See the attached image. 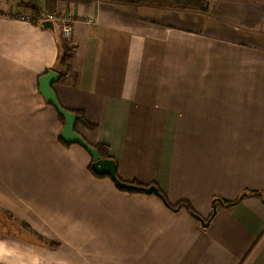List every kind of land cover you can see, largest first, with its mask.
Masks as SVG:
<instances>
[{"label":"crops","instance_id":"0c3cea01","mask_svg":"<svg viewBox=\"0 0 264 264\" xmlns=\"http://www.w3.org/2000/svg\"><path fill=\"white\" fill-rule=\"evenodd\" d=\"M208 1L0 0V264H264V0ZM23 5L72 19L59 104L97 126L78 132L121 180L165 201L64 142L39 86L63 23L36 26Z\"/></svg>","mask_w":264,"mask_h":264},{"label":"trees","instance_id":"16d2710c","mask_svg":"<svg viewBox=\"0 0 264 264\" xmlns=\"http://www.w3.org/2000/svg\"><path fill=\"white\" fill-rule=\"evenodd\" d=\"M110 2L114 3V4L128 5V6H134V7L156 4V5L174 7V8H179V9L197 10V11H200L202 13H207L209 10V1L208 0H110ZM22 7H24L25 9H27L30 12L31 18L28 21H30L32 24H34L36 26H42V23L44 21H46V16L42 15V13L37 8H35L31 5H23ZM57 42H58V49H59L58 50L57 63L55 64V66L53 67V70H51V71L57 73L59 75L58 81H61L65 78L66 75H68L72 72V69H73L72 63H73V59L75 56V47L70 40L66 39L63 36V34L57 33ZM51 71H49V72H51ZM49 72H47V74ZM65 110L72 113V114H75L78 117V120H77V123L75 126V132L76 133L79 134L78 128L80 126L86 128L88 130H91V131L97 129V126L90 124L85 119L84 115L81 112L69 111L67 109H65ZM59 118H60L61 122L63 123V125L65 126V124H66L65 120L61 116H59ZM81 137L89 146H91L95 151H97L99 153L101 159L113 160L112 156L110 155V150H109L108 146H106L105 144L91 145L85 140V138L82 135H81ZM90 169L93 172V174H95V172L92 169V164L90 166ZM95 175L97 177H102V178L105 177V176H98L97 174H95ZM119 180L123 183L138 186V187H146V188L151 187V186L156 187V185H154V184H150V185L146 186V185H142V184H138V183H128V182L121 180L120 178H119ZM157 190L159 191L158 188H157ZM122 191L127 192V190H122ZM128 192L136 193L135 191H128ZM255 195L258 196L259 198H264V195H262V194L255 193ZM158 196L161 197L165 201L163 194H161L159 192ZM168 206L174 211L180 210L182 208H186L189 212H191V213L193 212L191 206L188 203L181 202V203L174 205V206L168 204ZM55 246H58V245L55 244Z\"/></svg>","mask_w":264,"mask_h":264},{"label":"water","instance_id":"95a60500","mask_svg":"<svg viewBox=\"0 0 264 264\" xmlns=\"http://www.w3.org/2000/svg\"><path fill=\"white\" fill-rule=\"evenodd\" d=\"M42 26L46 29L55 30L54 22L52 21H44ZM59 75L53 71L49 72L47 75L43 76L39 80L40 93L46 99V101L55 108L59 116H61L65 120V126L62 130V138L67 144H78L83 147L90 154L92 158V169L98 176H107L109 177L115 185L121 190L127 191H135V192H143L146 194H159V191L156 187L151 186L148 188L138 187L130 184L123 183L119 180L117 176V165L113 160H104L101 159L99 153L95 151L91 146H89L83 138L75 132V126L78 120V117L75 114H72L66 111L59 104L55 92L52 88L53 84L58 82ZM220 204L224 205V203L218 200ZM216 205L214 206V212L212 217L216 214ZM197 220L201 223L203 227H208L210 221H205L203 218L193 214Z\"/></svg>","mask_w":264,"mask_h":264},{"label":"built area","instance_id":"2783aa9c","mask_svg":"<svg viewBox=\"0 0 264 264\" xmlns=\"http://www.w3.org/2000/svg\"><path fill=\"white\" fill-rule=\"evenodd\" d=\"M31 18V14H29L28 16L26 17H23L22 19L23 20H30ZM56 20H59L63 23V28H62V33H63V36L70 40L71 39V36H72V19L70 18H66V17H61V18H56V17H52V16H49L47 15L46 16V21H56Z\"/></svg>","mask_w":264,"mask_h":264},{"label":"rangeland","instance_id":"374dc122","mask_svg":"<svg viewBox=\"0 0 264 264\" xmlns=\"http://www.w3.org/2000/svg\"><path fill=\"white\" fill-rule=\"evenodd\" d=\"M234 170H235V169H234ZM235 171L237 172V170H235ZM253 187H255V186H251V189H252ZM243 195H244V194L240 195V196H239V199H241ZM214 200H216V198H215ZM214 200H213V201H214ZM220 201H221V200H220ZM215 202H216V201H215Z\"/></svg>","mask_w":264,"mask_h":264}]
</instances>
